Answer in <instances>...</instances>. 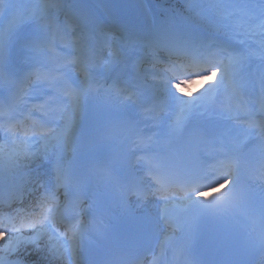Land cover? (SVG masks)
Listing matches in <instances>:
<instances>
[{
    "label": "snow or ice",
    "instance_id": "6c2138e0",
    "mask_svg": "<svg viewBox=\"0 0 264 264\" xmlns=\"http://www.w3.org/2000/svg\"><path fill=\"white\" fill-rule=\"evenodd\" d=\"M120 7L0 0V264H264V0Z\"/></svg>",
    "mask_w": 264,
    "mask_h": 264
},
{
    "label": "rangeland",
    "instance_id": "374dc122",
    "mask_svg": "<svg viewBox=\"0 0 264 264\" xmlns=\"http://www.w3.org/2000/svg\"><path fill=\"white\" fill-rule=\"evenodd\" d=\"M106 2L114 5H120L121 7L119 11L126 15H137V9L135 7V5L137 4V0H106ZM198 87H201V85H199Z\"/></svg>",
    "mask_w": 264,
    "mask_h": 264
},
{
    "label": "trees",
    "instance_id": "16d2710c",
    "mask_svg": "<svg viewBox=\"0 0 264 264\" xmlns=\"http://www.w3.org/2000/svg\"><path fill=\"white\" fill-rule=\"evenodd\" d=\"M163 1V3H164V5L165 6H168L169 4H172V3H182L183 2V0H162Z\"/></svg>",
    "mask_w": 264,
    "mask_h": 264
},
{
    "label": "bare ground",
    "instance_id": "6f19581e",
    "mask_svg": "<svg viewBox=\"0 0 264 264\" xmlns=\"http://www.w3.org/2000/svg\"><path fill=\"white\" fill-rule=\"evenodd\" d=\"M0 243H2V242H0Z\"/></svg>",
    "mask_w": 264,
    "mask_h": 264
}]
</instances>
